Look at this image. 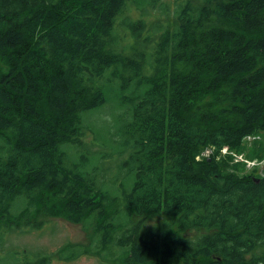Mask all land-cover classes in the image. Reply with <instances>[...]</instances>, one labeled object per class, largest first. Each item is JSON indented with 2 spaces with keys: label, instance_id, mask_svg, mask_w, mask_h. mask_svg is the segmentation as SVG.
<instances>
[{
  "label": "trees",
  "instance_id": "1",
  "mask_svg": "<svg viewBox=\"0 0 264 264\" xmlns=\"http://www.w3.org/2000/svg\"><path fill=\"white\" fill-rule=\"evenodd\" d=\"M116 90L125 109L96 133L82 115ZM259 131L264 0H0L4 229H24L22 201L128 264H264V174L216 160Z\"/></svg>",
  "mask_w": 264,
  "mask_h": 264
},
{
  "label": "rangeland",
  "instance_id": "2",
  "mask_svg": "<svg viewBox=\"0 0 264 264\" xmlns=\"http://www.w3.org/2000/svg\"><path fill=\"white\" fill-rule=\"evenodd\" d=\"M167 18V15H164ZM157 16H155V12H153L150 16L151 20H154ZM161 21V20H160ZM157 22V21H154ZM150 52V50H149ZM114 84L120 85L117 81ZM117 85V87H119ZM119 92V90L110 92L112 98L108 100L103 107L98 110L89 111L82 115V119L85 125H89L96 133L98 131H106L107 128H111V131L114 129L115 122L117 123V118L120 113H122L125 109L123 105H120L117 96L115 93ZM106 129V130H105ZM95 133L87 130V139L93 140L95 138ZM100 138L106 140V137L100 134ZM207 149V150H206ZM205 151L202 152L199 156L196 157V160H202L203 158H207L206 156L210 154V156L214 155L212 151L210 153L209 149L211 147H207ZM101 152L104 153V150ZM205 152V153H204ZM126 156L114 155L113 157L106 159L108 160L109 165H115L117 161L124 160ZM231 157V158H230ZM211 158V157H210ZM216 160L224 165L228 170L238 171L237 176L246 177L247 174H264V132L262 133L255 132L251 135L246 136L243 139V143L240 149L232 148L229 146L224 147L221 150L220 155H216ZM224 169L225 172L227 170ZM124 174L121 171L117 172L115 179L118 178L119 184L124 179ZM113 189V187H107ZM114 192L115 189L113 190ZM113 191H111L113 193ZM22 202V201H21ZM20 201H12L9 206H11V210H13L14 221H21L24 229L20 227H15L14 225L5 227L3 220L0 222V262L3 263H12L13 261L22 262V258L32 257L35 253L34 250L38 249H47V250H56L64 245L66 241L72 240L77 241L81 240L82 237L85 239L89 235H85L81 228L73 225V222H70L68 219L64 217H56L51 215H40V216H25L28 214L26 208H22V204ZM29 218L31 221L30 224L27 223ZM35 220L41 221L42 223L32 224ZM155 219H149L148 223H152ZM46 222H50L52 224H46ZM147 223V224H148ZM92 231V234L97 236L96 231L89 225V228L86 231ZM24 250H28V253H23ZM122 249V248H121ZM120 248L115 247L113 245L107 246L106 256L107 258H112L115 253L120 252L122 260L124 262L126 255L122 252ZM60 256L67 253V250H61ZM77 261L83 262L86 264H97V260L88 256H83ZM107 264H109V260H107Z\"/></svg>",
  "mask_w": 264,
  "mask_h": 264
},
{
  "label": "flooded vegetation",
  "instance_id": "3",
  "mask_svg": "<svg viewBox=\"0 0 264 264\" xmlns=\"http://www.w3.org/2000/svg\"><path fill=\"white\" fill-rule=\"evenodd\" d=\"M46 224H52L50 222H46ZM76 225L81 228L82 232L85 235H89L86 239L82 237L81 240L77 241H66L62 247L56 250H47V249H36L35 253L32 257L22 258V262L16 263H3L0 264H86L83 262L77 261L83 256H88L97 260V264H107V260H109V264H128L127 262H123L120 252H116L112 258H107L106 250L107 247H101L98 244V240L94 238L95 235L92 234V231H86L84 229V224L79 223ZM93 228V225L91 224ZM121 249V247H118ZM116 249V248H115ZM61 250H67V253L60 256ZM29 251L23 249V253H28Z\"/></svg>",
  "mask_w": 264,
  "mask_h": 264
},
{
  "label": "built area",
  "instance_id": "4",
  "mask_svg": "<svg viewBox=\"0 0 264 264\" xmlns=\"http://www.w3.org/2000/svg\"><path fill=\"white\" fill-rule=\"evenodd\" d=\"M225 147H226V146H225ZM223 149H224V148H223ZM223 149H222V150H223ZM206 150H207V149H206ZM209 150H210V153L213 151V149H209ZM204 151H205V150H204ZM204 153H205V152H204ZM201 154H202V153H201ZM206 157H207V158H210L211 156H210V154H209V155H207Z\"/></svg>",
  "mask_w": 264,
  "mask_h": 264
}]
</instances>
